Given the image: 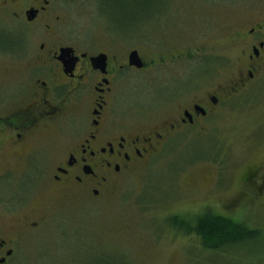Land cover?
Returning a JSON list of instances; mask_svg holds the SVG:
<instances>
[{
  "label": "rangeland",
  "instance_id": "1",
  "mask_svg": "<svg viewBox=\"0 0 264 264\" xmlns=\"http://www.w3.org/2000/svg\"><path fill=\"white\" fill-rule=\"evenodd\" d=\"M62 1L64 21L58 27L79 36L82 46H101L122 61L139 48L146 66L116 74L115 104L151 110L147 122L167 115L170 94L162 110L153 111L156 86L191 79L186 93L175 92V107L218 84L228 88L245 67L244 51L251 49L237 32L264 21V0H140L142 6L130 0ZM200 46L201 63L159 60L161 51L178 56ZM198 67L202 74L191 75ZM162 75L169 83L161 82ZM214 117L206 134L179 139L99 199L37 182L30 200L46 208L47 218L23 238L12 264H99L96 258L81 261L92 252L121 255L129 264H264V68L229 95ZM205 209L259 227V242L210 251L197 234H182L168 223L172 216Z\"/></svg>",
  "mask_w": 264,
  "mask_h": 264
},
{
  "label": "flooded vegetation",
  "instance_id": "2",
  "mask_svg": "<svg viewBox=\"0 0 264 264\" xmlns=\"http://www.w3.org/2000/svg\"><path fill=\"white\" fill-rule=\"evenodd\" d=\"M64 2L0 0V264H12L23 238L47 218L46 208L30 200L37 182L101 198L179 139L206 134L229 95L264 68V21H259L237 32L251 49L244 51L245 67L228 88L218 84L175 107V92L186 93L191 79L156 86L153 111H161L170 94L167 115L147 122L151 110L135 105L127 111L115 104L116 74L136 67L129 63L132 51L144 61L139 68L146 66L139 48L122 61L101 46H82L79 36L58 27ZM204 53L202 46L178 56L161 51L159 60L185 57L197 64ZM100 54H105L102 66L96 60ZM191 71L202 74L199 67ZM160 79L168 82L166 75Z\"/></svg>",
  "mask_w": 264,
  "mask_h": 264
},
{
  "label": "trees",
  "instance_id": "3",
  "mask_svg": "<svg viewBox=\"0 0 264 264\" xmlns=\"http://www.w3.org/2000/svg\"><path fill=\"white\" fill-rule=\"evenodd\" d=\"M130 1L136 5L142 6L140 0ZM124 2H126V0H124ZM139 9H142V7ZM249 171L253 173L255 172V168H250ZM250 177L252 178L248 173L245 180L248 182ZM251 182L255 183L256 180L254 179ZM168 223L173 230L182 234H197L202 241V245L210 251L226 252L224 249L236 245H248L253 247L259 242L261 235V229L259 227L252 226L228 215L214 212L211 209H205L201 212L189 215L172 216L169 218ZM84 245L85 244H83V247ZM81 248H79V250ZM92 251L94 250L89 251L90 253L88 252V257ZM83 257L85 258L87 256L82 255L81 261L83 262L87 260L92 261L93 258H96L95 261H98L99 264H129L127 260L125 261L122 258H118L121 257V255L116 256V254L109 255L107 253H102L93 255L92 252L89 259H84Z\"/></svg>",
  "mask_w": 264,
  "mask_h": 264
},
{
  "label": "water",
  "instance_id": "4",
  "mask_svg": "<svg viewBox=\"0 0 264 264\" xmlns=\"http://www.w3.org/2000/svg\"><path fill=\"white\" fill-rule=\"evenodd\" d=\"M105 54H100L96 57V60L98 62V66H102L104 63ZM130 64H134L138 67H142L144 64L143 59L139 56V53L137 50L132 51L130 55Z\"/></svg>",
  "mask_w": 264,
  "mask_h": 264
}]
</instances>
